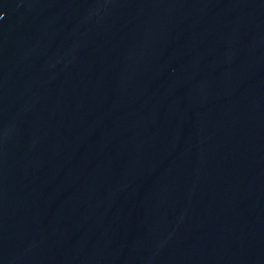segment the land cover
I'll return each instance as SVG.
<instances>
[{"label": "water", "instance_id": "1", "mask_svg": "<svg viewBox=\"0 0 264 264\" xmlns=\"http://www.w3.org/2000/svg\"><path fill=\"white\" fill-rule=\"evenodd\" d=\"M0 264H264V0H0Z\"/></svg>", "mask_w": 264, "mask_h": 264}]
</instances>
